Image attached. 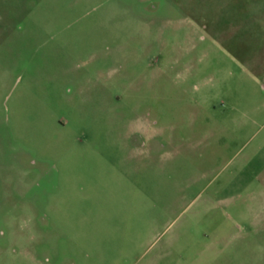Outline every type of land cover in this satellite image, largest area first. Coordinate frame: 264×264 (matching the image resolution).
Segmentation results:
<instances>
[{"label": "rangeland", "instance_id": "rangeland-1", "mask_svg": "<svg viewBox=\"0 0 264 264\" xmlns=\"http://www.w3.org/2000/svg\"><path fill=\"white\" fill-rule=\"evenodd\" d=\"M0 264H264V0H0Z\"/></svg>", "mask_w": 264, "mask_h": 264}]
</instances>
